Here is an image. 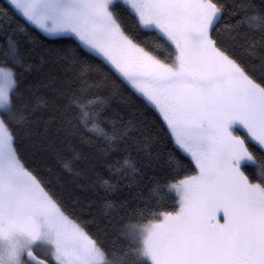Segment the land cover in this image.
<instances>
[{
	"label": "snow or ice",
	"instance_id": "snow-or-ice-1",
	"mask_svg": "<svg viewBox=\"0 0 264 264\" xmlns=\"http://www.w3.org/2000/svg\"><path fill=\"white\" fill-rule=\"evenodd\" d=\"M0 264H264V0H5Z\"/></svg>",
	"mask_w": 264,
	"mask_h": 264
},
{
	"label": "trees",
	"instance_id": "trees-1",
	"mask_svg": "<svg viewBox=\"0 0 264 264\" xmlns=\"http://www.w3.org/2000/svg\"><path fill=\"white\" fill-rule=\"evenodd\" d=\"M0 6H5V0H0ZM151 175L150 172L145 173V183H147V177ZM147 191V188H145ZM127 196V190H121L114 194V198L117 200L124 199ZM87 218V217H85ZM90 234L99 236L101 239L108 244H114L115 247L119 248L122 245V241L116 238L115 233L111 230L108 225L107 219L100 213H97L96 220L94 223H91L87 229Z\"/></svg>",
	"mask_w": 264,
	"mask_h": 264
}]
</instances>
